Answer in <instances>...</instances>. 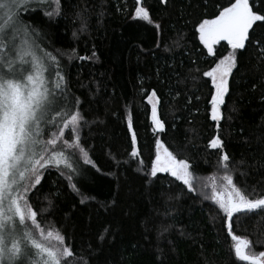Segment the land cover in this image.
<instances>
[{
    "label": "trees",
    "instance_id": "1",
    "mask_svg": "<svg viewBox=\"0 0 264 264\" xmlns=\"http://www.w3.org/2000/svg\"><path fill=\"white\" fill-rule=\"evenodd\" d=\"M228 3L33 1L20 12L40 53L58 61L45 78L57 98L81 114L80 142L92 161L65 151L73 168L47 166L28 192L38 222L66 236L75 254L66 264H246L235 257L223 213L204 199L212 183H222L223 154L234 183L252 199L264 196V30L255 29L259 44L240 50L218 121L211 118L214 89L203 76L225 52L217 45L209 56L195 29ZM249 3L264 11L261 0ZM138 7L153 23L136 17ZM57 71L64 78L59 88ZM153 92L163 131L152 122ZM56 130L48 124L44 139ZM133 133L137 157L131 156ZM155 139L190 163L194 191L168 173L150 175ZM213 139L220 144L213 147ZM234 221L233 234L247 239L252 251H264V211L234 215Z\"/></svg>",
    "mask_w": 264,
    "mask_h": 264
},
{
    "label": "snow or ice",
    "instance_id": "2",
    "mask_svg": "<svg viewBox=\"0 0 264 264\" xmlns=\"http://www.w3.org/2000/svg\"><path fill=\"white\" fill-rule=\"evenodd\" d=\"M32 2L0 0V264H66L64 258L75 255L66 244V236L59 230L46 229L38 222V212L31 205L28 192L40 184L45 167H58L63 163L65 167L73 168L71 158L63 150H57L58 139L64 137L65 129L69 127L75 137L71 147L79 151L86 164L92 161L80 142L81 114L58 99L45 78L49 65L58 61L51 54L40 53L32 39L34 30L20 17V12ZM36 2L59 4V0ZM52 14L46 12V15ZM136 17L153 23L144 7L136 9ZM156 27L160 26L157 24ZM257 28L264 30V11L254 10L249 0H229L227 5L220 6L213 18L203 19L195 29L209 56L216 55L217 45L225 52L213 61L214 67L203 72L214 89L211 94V118L214 121L220 118L219 106L224 103L228 78L237 67L240 50H247L254 41L260 43L255 35ZM56 75V88H59V81L64 78L58 71ZM155 97L153 92L148 100L152 105V122L163 131L164 124L157 119ZM52 112L60 117L59 124L51 116ZM48 124L56 126L58 131L45 140ZM64 143L68 145L67 140ZM137 144V136L133 133L132 157L139 154ZM211 144L216 147L220 141L213 139ZM152 153V177L157 173H168L189 191L195 190V174L188 161L178 158L160 139L154 140V148H150ZM219 164L223 169L222 183L219 186L213 183L211 196L205 193L204 199L213 200L223 213L221 223L234 242L237 260L246 264H264V251H252L247 239L233 234L234 215L264 211V196L252 199L234 183L227 154L221 156ZM68 179L72 177L69 175ZM72 187L77 188L75 184Z\"/></svg>",
    "mask_w": 264,
    "mask_h": 264
},
{
    "label": "rangeland",
    "instance_id": "3",
    "mask_svg": "<svg viewBox=\"0 0 264 264\" xmlns=\"http://www.w3.org/2000/svg\"><path fill=\"white\" fill-rule=\"evenodd\" d=\"M33 1H36V0H33ZM50 71H51V66L49 65V68H48V71H47V73H46V76L48 77V75H49V73H50ZM229 79H230V77L228 78V83H229ZM49 86V85H48ZM227 93V92H226ZM225 96H226V94H225ZM225 96H224V99H225ZM155 99H156V97H155ZM157 100V99H156ZM151 105V104H150ZM151 107H152V105H151ZM157 107H158V101H157ZM219 113H220V118L218 119V120H220L221 119V116H222V112H221V105L219 106ZM53 114V113H52ZM217 120V121H218ZM58 130H56L55 132H57ZM48 138H51V134H50V136L48 137ZM48 138H46V139H48ZM45 139V140H46ZM65 140H67L68 141V145L67 146H65V143H64V141ZM74 140H75V137L72 135V133H71V130H70V127L68 128V129H65V135H64V137H61V138H59L58 139V141H57V150L59 151V150H63L64 152L65 151H76V152H78L79 153V151L78 150H76V149H73L72 147H71V145H72V143L74 142ZM81 155V154H80ZM83 158V157H82ZM84 160V159H83ZM55 166V165H54ZM60 166H62V167H65V165L62 163V164H60L58 167H60ZM46 168V167H45ZM45 168L44 169H42V172H43V170H45ZM66 168V167H65ZM157 174H159V173H157ZM194 182V181H193ZM213 184V183H212ZM217 185V184H216ZM211 190H212V185H211ZM29 224H30V222H29ZM43 227H45V226H43ZM46 229H49V230H55V229H53V228H51V227H45ZM55 241H53V243H54Z\"/></svg>",
    "mask_w": 264,
    "mask_h": 264
},
{
    "label": "water",
    "instance_id": "4",
    "mask_svg": "<svg viewBox=\"0 0 264 264\" xmlns=\"http://www.w3.org/2000/svg\"><path fill=\"white\" fill-rule=\"evenodd\" d=\"M235 215H239V214H235Z\"/></svg>",
    "mask_w": 264,
    "mask_h": 264
}]
</instances>
